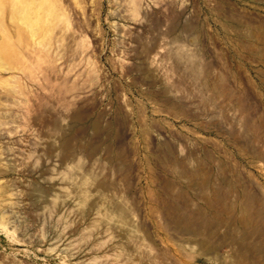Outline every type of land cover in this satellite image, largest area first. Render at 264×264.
Returning <instances> with one entry per match:
<instances>
[{
  "label": "rangeland",
  "instance_id": "obj_1",
  "mask_svg": "<svg viewBox=\"0 0 264 264\" xmlns=\"http://www.w3.org/2000/svg\"><path fill=\"white\" fill-rule=\"evenodd\" d=\"M0 61V264H264V0H0Z\"/></svg>",
  "mask_w": 264,
  "mask_h": 264
},
{
  "label": "bare ground",
  "instance_id": "obj_2",
  "mask_svg": "<svg viewBox=\"0 0 264 264\" xmlns=\"http://www.w3.org/2000/svg\"><path fill=\"white\" fill-rule=\"evenodd\" d=\"M133 2H134V1H133ZM9 66H10V65H9ZM0 67L4 68L5 70H7V69H11V67H7V66H5V64H4L3 62L1 63V61H0ZM12 76H13V75H12ZM12 76H11V77H12ZM13 80H14V79H13ZM3 190H4V189H3ZM0 192H2V190H1ZM10 194H11V193H10ZM8 195H9V194H8ZM8 203H9V202H8ZM3 205H4V203H3ZM1 206H2V205H1ZM2 207H3V206H2ZM0 212H1V211H0ZM4 214H5V213H3L2 215L5 216ZM1 217H2V216H1ZM3 218H4V217H3ZM3 223H4V222H3ZM6 223H7V222H6ZM6 225H7V224H6Z\"/></svg>",
  "mask_w": 264,
  "mask_h": 264
}]
</instances>
